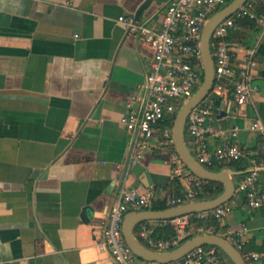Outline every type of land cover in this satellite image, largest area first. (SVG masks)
<instances>
[{
  "label": "crops",
  "instance_id": "0c3cea01",
  "mask_svg": "<svg viewBox=\"0 0 264 264\" xmlns=\"http://www.w3.org/2000/svg\"><path fill=\"white\" fill-rule=\"evenodd\" d=\"M168 1L150 0L138 12L145 0H0L2 264H118L96 242L120 190L153 184L155 200L143 210L187 188L156 142L138 162L141 169H127L133 135L119 122L146 96L152 49L117 17H149L157 26ZM229 40L238 51L255 48L259 90L246 107L218 94L219 110L209 121L216 128L235 126L234 140L264 162V131L250 128L258 119L264 130V30L241 20ZM131 96L139 98L129 104ZM229 140L228 134L207 139L211 151ZM220 165L236 180L250 163L242 158ZM232 202L216 225L206 223L209 232L226 237L245 225L246 247L264 249V209L247 207L240 193ZM160 220H143L134 231L144 224L153 236L172 235Z\"/></svg>",
  "mask_w": 264,
  "mask_h": 264
},
{
  "label": "built area",
  "instance_id": "2783aa9c",
  "mask_svg": "<svg viewBox=\"0 0 264 264\" xmlns=\"http://www.w3.org/2000/svg\"><path fill=\"white\" fill-rule=\"evenodd\" d=\"M226 1L169 0L157 26L151 24L149 17L141 19L134 14L117 17V21L127 32L134 34L140 44L152 49L143 83L146 96L138 109L127 110L119 119L120 124L133 135L131 153L125 166L128 169L137 164L153 142L166 149L172 175L187 185L180 194L168 199L169 206L195 200L194 188L200 186V178L190 171L176 149L172 122L177 109L202 82L200 37L203 25ZM245 19L254 21L264 30V0H246L213 28L209 40L213 85L187 114L184 131L193 140V145L188 146L194 157L206 167L247 158L249 169L234 180V194H243L247 207L264 209V162L234 140L235 126L216 128L209 121L210 116L219 110L218 94L229 96L238 106L246 107L254 103L259 90L255 48L242 46L238 51L229 40L231 32L239 28V21ZM136 98L139 97L131 96L129 104ZM165 120L168 122L163 124ZM250 128L264 131L258 119L251 123ZM227 134L230 135L229 141L218 143L213 151L209 149L207 139L210 135L224 137ZM154 191L153 184L145 188L125 186L120 190L101 223L96 242L99 249L108 251L118 264H228L223 251L215 245L196 246L182 257L166 263L138 257L124 239L122 222L128 211L141 209L155 200ZM232 197L210 209L161 219L162 225L173 229L170 236H153L144 224L138 225L135 235L151 249L170 250L193 235L209 232L210 226L198 222L223 218L232 210ZM246 234L247 227L242 225L236 231H229L226 238L238 249L246 264H264V249L247 248Z\"/></svg>",
  "mask_w": 264,
  "mask_h": 264
},
{
  "label": "water",
  "instance_id": "95a60500",
  "mask_svg": "<svg viewBox=\"0 0 264 264\" xmlns=\"http://www.w3.org/2000/svg\"><path fill=\"white\" fill-rule=\"evenodd\" d=\"M149 1L150 0H145L138 12L147 6ZM245 1L246 0H231L222 8L215 11L203 25L200 37L203 62L202 82L195 92L177 109L172 122L174 144L186 166L200 179L221 182L223 189L218 195L207 199L193 200L161 209L128 211L123 218L122 233L127 245L140 258L166 263L182 257L187 251L196 246L215 245L225 253L233 264H246L238 249L226 237L218 233L207 232L196 234L170 250L156 251L146 246L135 235L134 231L136 225L143 220L171 218L190 212L210 209L229 200L234 194L235 183L231 177L234 172L228 168H222L217 171L211 170L198 162L186 142L184 130L187 114L208 94L213 85L214 69L209 45L211 32L219 21L230 15ZM133 168L139 170L141 169V165L137 163Z\"/></svg>",
  "mask_w": 264,
  "mask_h": 264
},
{
  "label": "trees",
  "instance_id": "16d2710c",
  "mask_svg": "<svg viewBox=\"0 0 264 264\" xmlns=\"http://www.w3.org/2000/svg\"><path fill=\"white\" fill-rule=\"evenodd\" d=\"M235 164V162L229 164L232 165ZM209 169L211 170H220L222 168V165L220 164H213L208 166ZM237 170L239 169H244V166H238L236 167ZM200 186L195 187V200H200V199H207V198H211L214 197L216 195H218L222 189H223V185L221 182L216 181V180H206V179H200ZM177 185H179V182H177ZM181 191L177 190L176 194H180ZM166 198H162V199H157L156 202H154L152 204V208L154 209H161V208H166L168 207V203L166 202ZM212 219V221L210 222V220ZM198 223H212L214 225H216V220L214 218H208L204 221H199ZM224 253V252H223ZM225 255V253H224ZM226 259H228V257L225 255Z\"/></svg>",
  "mask_w": 264,
  "mask_h": 264
},
{
  "label": "rangeland",
  "instance_id": "374dc122",
  "mask_svg": "<svg viewBox=\"0 0 264 264\" xmlns=\"http://www.w3.org/2000/svg\"><path fill=\"white\" fill-rule=\"evenodd\" d=\"M230 1H231V0H227L225 4H223V5H221V6L219 7V9L222 8L224 5H226L227 3H229ZM211 15H212V14H211ZM211 15H210V16H211ZM227 260H228V261H231L229 258H228Z\"/></svg>",
  "mask_w": 264,
  "mask_h": 264
}]
</instances>
